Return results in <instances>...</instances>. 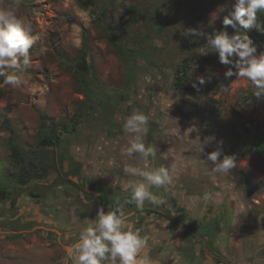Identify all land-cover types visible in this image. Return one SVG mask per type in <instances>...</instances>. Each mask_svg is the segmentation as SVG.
Returning <instances> with one entry per match:
<instances>
[{
  "label": "rangeland",
  "instance_id": "rangeland-1",
  "mask_svg": "<svg viewBox=\"0 0 264 264\" xmlns=\"http://www.w3.org/2000/svg\"><path fill=\"white\" fill-rule=\"evenodd\" d=\"M104 5V0L98 4L90 0H0V10H14L31 24V34L37 37L29 49L30 66L23 73L27 84L13 87L0 77V187L7 189L15 182L13 200L0 205V264H75L79 254L75 245L85 227L72 226L67 233L60 230L61 234L43 229L41 221L31 219L34 210L26 201L17 204L27 189L9 171L8 162L14 165L11 144L39 147L44 122L61 138L50 147L58 151L61 173L77 165L85 176L110 166L119 171L118 163L127 155L120 151L122 144L115 142L123 141L128 149L139 143L152 151L147 155L131 151V155L148 156L154 161L151 165L162 166L170 178L157 186L159 191L173 183L184 191H238L250 204L249 210L258 205V211H264V151L259 152L264 146V99L254 97L255 89L247 78H226L225 66L206 39L186 32L189 28L209 34L221 30L231 0H112L106 10ZM112 30L121 32L118 38L139 51L134 60L117 49L109 37ZM228 31L231 34L233 29ZM85 37L91 80L87 88L80 86L75 68ZM202 49L209 54L201 55ZM184 65L191 68L185 84L193 87L196 82L202 88L194 94L176 87V70ZM198 77L206 83L199 85ZM137 113L148 119L132 129L127 121ZM193 125L199 128L198 134L191 132ZM207 136L215 139L201 153L200 143ZM221 140L222 146L218 144ZM218 146L223 155L235 156L236 167L229 173L211 172L212 165L206 161L207 153ZM242 171L251 177L250 194ZM48 182L47 190L58 191L62 184L55 175ZM155 188L152 185V191ZM111 191L120 193L116 188ZM165 199L173 207L174 198ZM164 204L160 210L174 217L172 229L184 231L182 238L187 240L193 236L199 238L196 242H204V231L211 235L218 224L233 220L227 203L218 206L220 218L214 220L210 210L190 216V209L176 206L171 214ZM14 212L19 218L9 221ZM46 227L59 229L57 225ZM103 264H111L110 254L106 253ZM116 264H120L118 256ZM188 264L201 261L189 258Z\"/></svg>",
  "mask_w": 264,
  "mask_h": 264
},
{
  "label": "crops",
  "instance_id": "crops-1",
  "mask_svg": "<svg viewBox=\"0 0 264 264\" xmlns=\"http://www.w3.org/2000/svg\"><path fill=\"white\" fill-rule=\"evenodd\" d=\"M115 143L117 145L122 144L120 151L123 150V153L127 155L118 163L120 170L115 171L114 167L110 166L106 170H99V174L95 172L94 174L92 172L86 174L97 179L101 189L80 191L76 188V191H64L67 185L60 184L56 189L58 191H55L54 188L51 189L54 191H51L45 187L46 184H49L48 180L51 177L31 181L19 180L21 188H26L27 191L20 193L18 201L17 199L14 200L15 203L17 201L18 205H22L26 201V206L34 210L32 220L37 218L44 226L45 224L57 225L63 233L65 231L67 233V230L72 229V226H79L80 224L86 229L95 227L99 209L102 208L107 213L119 207L123 212L121 230L128 231L131 229L133 232L139 230V238L146 241L136 257V261H140L141 264L142 262H146V264H188L189 258L198 259L201 264H264V211L260 210L259 212L258 205L249 210L250 204H247L243 197L240 198L238 191H184L180 187L177 188L176 183L164 185V191H159L157 186L150 184L146 177L142 178L141 173H155L162 166H155L154 168L151 165L154 161L151 160L150 162L148 156L142 155L141 157V153H135L132 156L130 149L121 140H117ZM8 163L12 177L17 180L18 174L15 173L13 176V166L10 162ZM76 173H71V175H76ZM139 174L140 176H138ZM74 180L76 181V179ZM76 183L78 186L79 184L82 187L85 186L83 181H76ZM138 184H144L149 194L155 196L161 203L153 204L150 199L146 198L143 207L138 208L136 202L131 199L132 190ZM152 185L156 187L155 191H152ZM13 186H15V182L7 188L10 192L9 198L1 200L0 205L11 200L14 195ZM112 188L120 190L118 191L120 193L113 195L116 191H111ZM205 194H208L209 198L205 199ZM33 195L38 196L34 197ZM101 196H103V200H101ZM167 197L174 198L173 207L166 203L165 198ZM112 199L116 200L112 201ZM96 200L97 203H95ZM226 203L232 207L230 213L233 220L218 224L211 235L204 231L203 233H206L203 237L204 242H196L199 238L193 236H189L188 240L187 237L182 238L184 231L179 228L177 230L172 229L174 217L170 218L163 209L160 210L162 204L168 210H172V212L170 211L171 214L175 213V208L190 209L193 212V214H189L190 216L205 215V211L210 210V212L215 213L214 215L210 214L214 220L220 218L218 206L226 205ZM12 204L14 203L12 202ZM14 215L12 219L9 218V221H15V218H19V213L15 214L14 212ZM117 215L120 216V213L117 212ZM217 215L219 217H216ZM31 219L29 222H32ZM206 220L209 221L210 219ZM5 231L11 232L12 229L2 232ZM217 233L224 239L217 238ZM184 249L188 250L187 253ZM202 253L205 255L204 257H202Z\"/></svg>",
  "mask_w": 264,
  "mask_h": 264
},
{
  "label": "clouds",
  "instance_id": "clouds-1",
  "mask_svg": "<svg viewBox=\"0 0 264 264\" xmlns=\"http://www.w3.org/2000/svg\"><path fill=\"white\" fill-rule=\"evenodd\" d=\"M226 10L221 9L223 12ZM258 13H264V0H231V10L223 17L221 30H214L209 34L198 28H189L186 32L195 38H205L206 45L210 46L212 53L217 54L219 63L225 66L224 76L247 78L255 89L254 97L261 100L264 99V51L258 53V46L249 35L253 29L264 33V22L258 21ZM229 27L233 29L231 34ZM31 33V24L14 10H0V77H3V82L7 85L18 88L27 84L23 73L30 66L29 49L37 39ZM208 54L204 49L201 50V55ZM197 79L199 85L206 83L204 77ZM193 87H198L196 82ZM147 119L144 114L137 113L127 124L132 129H138V125L146 123ZM190 128L191 132L198 134L199 128L195 125ZM214 139V136L205 137L200 143L199 151L203 153L205 146L210 145ZM218 144L222 146L223 141H218ZM221 146L206 155V161L211 163L213 173H229L236 167L235 156L223 155ZM129 151H139L147 155L152 149L146 151L143 144L134 143ZM222 155L223 159H220ZM141 175L156 186L170 180L164 168L155 173L143 172ZM146 198L153 204L161 203L149 194L144 184L134 186L131 199L138 208L143 207ZM207 198L209 196L205 194V199ZM122 216L123 212L119 207L107 213L104 209H99L95 227L85 229L75 245L79 253L75 264H103L106 253L110 254L111 264H116L117 256L120 264H136L137 253L146 241L139 238V230H121Z\"/></svg>",
  "mask_w": 264,
  "mask_h": 264
},
{
  "label": "trees",
  "instance_id": "trees-1",
  "mask_svg": "<svg viewBox=\"0 0 264 264\" xmlns=\"http://www.w3.org/2000/svg\"><path fill=\"white\" fill-rule=\"evenodd\" d=\"M90 1L98 4V0H90ZM104 2H105V5L103 8L106 10V7L112 3V0H104ZM105 14H106V12H105ZM103 15H104V11H103ZM257 15H258V21L264 22V13H258ZM105 16H108V15H105ZM99 18L102 19L103 17L99 16ZM162 28L163 27H161L159 29V32H161ZM111 33L112 34H110L109 37L113 39L115 46H117V49L121 52V54H123L124 56H128L134 60L137 57V55L139 54V51H137L135 49H131L130 47H128L126 45V42H124L120 38H118L121 34V32H119L118 30H112ZM118 34H119V36H118ZM249 35L254 40V42L257 44L258 49L264 48V34H259L258 31L253 29L249 32ZM84 45L85 46L82 49L81 57L75 61V68H76L78 75H79L80 86L82 85V87L84 86L85 88H87L88 86H90V81H91L89 79L90 62H88V59H87V54H88L87 37H85V44ZM190 71H191V68L189 65H184V66H182L176 70V74L178 77V79L176 81V87L177 88H183L186 92L194 94L199 89H202V88L201 87L200 88L199 87H190L189 85L185 84L186 79L189 77ZM90 89H91V87L89 89H85V90L88 92V91H90ZM43 125H44V127L40 131L41 132L40 143L45 145V146L58 145L59 142H61L60 136H58L53 130H48L47 127L45 126L46 125L45 122ZM259 148H260L259 152L264 151V146L259 147ZM77 171L80 172V169H78V165L75 169H72L69 172L71 174L74 172L76 173ZM242 174H243V178H244V181L246 184L247 191L250 194L252 192L251 177L245 171H242ZM9 196H10V192L7 189H1V187H0V201L1 200H7L9 198ZM33 196L36 197L38 195H33ZM100 198H101V200L104 199L103 196H101ZM114 200H116V199H112V201H114ZM13 203L15 204V201H13ZM148 212H151V210H148ZM51 233L54 234V232H51Z\"/></svg>",
  "mask_w": 264,
  "mask_h": 264
},
{
  "label": "flooded vegetation",
  "instance_id": "flooded-vegetation-1",
  "mask_svg": "<svg viewBox=\"0 0 264 264\" xmlns=\"http://www.w3.org/2000/svg\"><path fill=\"white\" fill-rule=\"evenodd\" d=\"M51 146L53 145L45 146L41 143L39 147L27 146L19 142L11 144V156L14 160L13 168L18 174V180L31 181L33 179L37 180L55 175L56 177H60L62 185H67L64 191H76V188L80 191H95L101 189L97 179L91 175L85 176V174L80 172L76 173V175H71L69 169L61 173V162L56 149L51 148L55 151L54 157L50 158L48 156L49 158H43L39 155L42 149H48ZM74 179L76 181H83L85 186L82 187L81 184L78 186ZM95 203H97V200ZM96 208L98 207L96 206Z\"/></svg>",
  "mask_w": 264,
  "mask_h": 264
},
{
  "label": "water",
  "instance_id": "water-1",
  "mask_svg": "<svg viewBox=\"0 0 264 264\" xmlns=\"http://www.w3.org/2000/svg\"><path fill=\"white\" fill-rule=\"evenodd\" d=\"M41 157H43V158H47L48 156L51 158V157H54V155H55V151L54 150H52V149H42L41 150V152H40V154H39ZM45 155H47V156H45ZM48 157V158H49ZM41 227L42 228H46V229H48V230H52V231H56V232H58V233H62L59 229H57V228H53V227H46V226H43V225H41ZM5 232H8V231H5Z\"/></svg>",
  "mask_w": 264,
  "mask_h": 264
}]
</instances>
